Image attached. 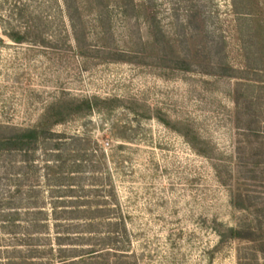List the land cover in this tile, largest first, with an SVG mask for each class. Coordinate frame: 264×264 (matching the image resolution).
<instances>
[{
  "label": "rangeland",
  "instance_id": "374dc122",
  "mask_svg": "<svg viewBox=\"0 0 264 264\" xmlns=\"http://www.w3.org/2000/svg\"><path fill=\"white\" fill-rule=\"evenodd\" d=\"M156 3L170 38L178 41V55L188 54L180 44L186 34L181 21L188 12L201 10L211 17L209 30L225 38L228 62L244 67L231 0ZM250 7L254 32L246 44L264 72V0H250ZM114 29L115 42L96 36L87 41L86 58L74 43L70 48L62 39L49 45L0 44V139L13 134L5 127L31 128L43 118L57 120L58 110L51 109L61 102L117 99L106 112L73 118L53 131L91 140L94 151L86 159L81 184L101 187L99 199L109 205L115 204L109 196L113 187L131 242L123 260L264 264V109L253 107L251 117L243 107L238 110L237 81L203 74V68L182 72L170 62L161 68L152 60L139 64L110 57L107 49L127 47V29L134 51H139L140 40L148 39L142 22H117ZM203 46L200 38L190 42L193 54ZM186 127L201 139L196 148L177 132H187ZM40 149L26 156L0 147V261L15 247L23 253L30 249L15 241L3 217L17 208L24 219L34 211L28 209L33 203L43 209L49 201ZM232 229L255 230L263 237L256 242L232 240ZM107 264H116L114 254Z\"/></svg>",
  "mask_w": 264,
  "mask_h": 264
},
{
  "label": "trees",
  "instance_id": "16d2710c",
  "mask_svg": "<svg viewBox=\"0 0 264 264\" xmlns=\"http://www.w3.org/2000/svg\"><path fill=\"white\" fill-rule=\"evenodd\" d=\"M231 1L244 57L245 65L241 68L228 62L225 38L217 37L209 30L207 19L211 17L207 18L201 10L188 12L187 19L181 21L180 26L186 34L180 44L188 54L185 57L178 55V41L170 38L166 31L156 0H0V44L6 41L17 46L49 45L62 39L70 44V48L74 43L77 53L86 58L89 56L86 43L91 38L96 36L104 40L107 37V42H115L117 22L126 25L132 21L142 22L148 39L140 40L139 51L131 47L133 37L127 29L128 34L122 33L127 47L116 51L107 49L110 57L120 59L113 60L125 63L136 60L139 64L152 60L161 68H166L170 62L178 71L193 72L195 68H203V74L236 80L238 88L234 103L238 110L243 107L250 116L253 107L264 109V72L257 67L260 60H252L250 46L246 44L247 37L254 32L250 0ZM197 38L204 46L193 54L190 42ZM116 102L117 99L100 97L74 98L51 109L58 110L57 120L53 122L45 116L47 118L35 127H5L13 134L0 139V147L9 146L26 156H34L43 146L42 169L49 201L43 203V209L37 203H31L28 209L34 211L27 213L24 219L17 208L10 209L11 212L3 217L7 222L5 229L10 228V234L18 238L15 241L30 249L24 253L18 247L11 253L6 251L8 257L0 264H107L112 254L116 264H129L123 259L131 249L130 237L113 187H110L109 196L115 204L109 205L104 198L99 199L101 187L81 184L86 159L94 151L91 140L53 131V127L73 118L106 112L107 106L111 108L110 105ZM159 122L170 126L161 119ZM186 130L177 132L196 148L201 140L199 135L190 127ZM15 193L18 195L20 191ZM92 195L94 197L90 199ZM230 233L232 240L239 241L256 242L263 237L255 230L232 229ZM39 243L46 247H33ZM88 244L90 247H86Z\"/></svg>",
  "mask_w": 264,
  "mask_h": 264
}]
</instances>
